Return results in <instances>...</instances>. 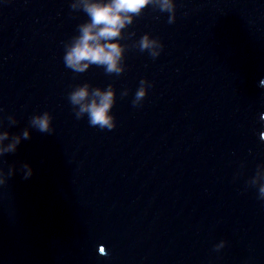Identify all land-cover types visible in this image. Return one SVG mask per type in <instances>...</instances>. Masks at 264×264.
I'll list each match as a JSON object with an SVG mask.
<instances>
[{
	"label": "water",
	"instance_id": "95a60500",
	"mask_svg": "<svg viewBox=\"0 0 264 264\" xmlns=\"http://www.w3.org/2000/svg\"><path fill=\"white\" fill-rule=\"evenodd\" d=\"M111 2L0 0V264H264V0H148L68 68Z\"/></svg>",
	"mask_w": 264,
	"mask_h": 264
},
{
	"label": "clouds",
	"instance_id": "9594fccd",
	"mask_svg": "<svg viewBox=\"0 0 264 264\" xmlns=\"http://www.w3.org/2000/svg\"><path fill=\"white\" fill-rule=\"evenodd\" d=\"M148 0H112L110 4H86L85 11L91 17L92 23L90 25L82 26L81 36L77 43L72 47L65 56L66 66L74 71L83 72L88 65H81L82 61H88L91 64L106 65V71L111 73L113 71L119 73L120 69L117 68V58L121 54V50L117 44H104L100 43L103 40H112L120 35V29L124 27L125 21L130 23V18L122 13H139L140 9L145 6ZM164 5L169 10L171 6L168 0H164ZM98 31H93L97 29ZM149 42L147 37L141 40V50L148 48ZM143 84V80L141 81ZM100 97L99 103L95 100L91 104H81L87 96V86L79 89L70 96L73 104H81V113H89V123L92 126L99 125L101 129L107 128L112 130L115 124L112 123V117L108 115V110L112 105V92L101 94L98 90L94 93ZM145 93L143 88L137 91L133 105L137 106V102L144 97ZM48 116L36 117L33 119V124L36 125L40 131L48 132ZM27 136V133H25ZM15 145H10L7 149L0 151H13ZM3 181H0L2 184ZM264 192V188L261 189Z\"/></svg>",
	"mask_w": 264,
	"mask_h": 264
}]
</instances>
